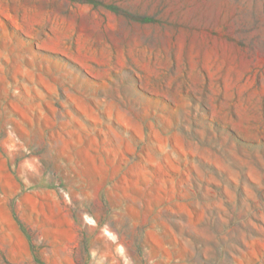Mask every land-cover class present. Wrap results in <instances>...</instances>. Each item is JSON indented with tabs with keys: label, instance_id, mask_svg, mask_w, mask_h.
I'll list each match as a JSON object with an SVG mask.
<instances>
[{
	"label": "rangeland",
	"instance_id": "374dc122",
	"mask_svg": "<svg viewBox=\"0 0 264 264\" xmlns=\"http://www.w3.org/2000/svg\"><path fill=\"white\" fill-rule=\"evenodd\" d=\"M0 264H264V0H0Z\"/></svg>",
	"mask_w": 264,
	"mask_h": 264
}]
</instances>
